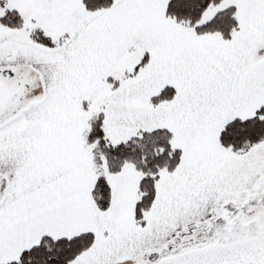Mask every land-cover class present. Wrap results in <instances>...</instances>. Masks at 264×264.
<instances>
[{
  "label": "snow or ice",
  "instance_id": "snow-or-ice-1",
  "mask_svg": "<svg viewBox=\"0 0 264 264\" xmlns=\"http://www.w3.org/2000/svg\"><path fill=\"white\" fill-rule=\"evenodd\" d=\"M0 264H264V0H0Z\"/></svg>",
  "mask_w": 264,
  "mask_h": 264
}]
</instances>
